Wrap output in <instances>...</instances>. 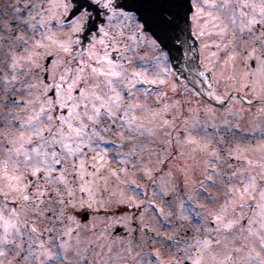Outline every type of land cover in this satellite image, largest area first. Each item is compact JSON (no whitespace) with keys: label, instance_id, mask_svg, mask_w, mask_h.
<instances>
[{"label":"rangeland","instance_id":"obj_1","mask_svg":"<svg viewBox=\"0 0 264 264\" xmlns=\"http://www.w3.org/2000/svg\"><path fill=\"white\" fill-rule=\"evenodd\" d=\"M139 1L142 4L144 19L143 31L137 40L134 39L133 33L121 31L119 27L115 28V32L118 35L122 33L120 40L126 39L127 44L109 47L112 35L109 34L106 37L104 32L98 30L99 38L96 34L91 36L90 44L84 43L81 37L77 40L76 43H79L80 49H87L86 52L77 55V58L73 57L80 62L79 81L85 76L91 83L85 88H81L80 83H75L69 95L76 98L75 103L79 107L89 104L93 108L92 105L95 104L99 113L109 112L107 107H101L105 101L109 102L111 112L118 108L128 109L130 112H141L142 117L144 116L143 129L144 126L155 124L152 121V113L156 112L154 107L156 103H159L160 115H165L167 119L165 124H169L170 119L175 128L185 131L187 139L179 144L190 143L194 146L193 149L188 148V151L184 152L180 161L186 162L187 167L191 165V171L201 172L206 168L208 170L207 187L212 182L221 183L218 187L210 186V192L207 193L209 196L207 205L199 202L203 197L199 195L200 190H191L190 186H186L184 192H181V189L177 190L174 194L178 201L176 209L182 213V199L186 197L196 201L197 205L203 209L219 208L226 219L228 213L234 214L227 221V224L231 223L232 227H225L226 231L219 240L208 239L207 245L204 240L194 239L191 235L186 243L181 242L175 246L177 249L173 257L163 258L155 264H163V261L166 264H186L187 262L188 264H264V243L260 239L264 235L259 232L261 230L264 232V229L261 228L262 218L257 216L264 217V197L261 195L264 192V71L257 76L256 80L252 79L249 74V57L240 54L237 48H231V51L226 52L229 39L222 40L219 37L221 32L225 31L228 35L231 34L230 39H234L237 33L242 32L241 29L236 31L233 29L239 26L236 25L238 20H233L235 15L236 18L239 16L235 3H229L230 0H209L210 4L216 5L213 8L206 5L203 0H193L191 22L197 43L192 42L188 49L182 44L173 42L176 31L165 35L144 22L161 10V0ZM166 1L162 4L163 6ZM225 4L228 7H224ZM247 9V6L245 10L242 9V12H246L247 15L238 10L240 15L245 17L244 22L248 19ZM131 13L133 14V11ZM220 17L223 18L221 22ZM113 20H109L105 32H108ZM152 32L158 36L159 41ZM67 34L69 30L64 28V40L68 39ZM153 40H157V44H153ZM69 46L71 47V44ZM105 51L114 62L111 66L106 61L101 63ZM63 58L65 61L68 59L65 53ZM154 60H158L156 63L158 68L155 70L153 69ZM73 64H76V60L65 62L69 68ZM93 68H102L105 72H116L119 75L108 77L107 79L112 82L108 85L102 76L97 75L94 79L90 77ZM203 70L207 77L209 93L212 91L216 94L215 99L214 95L208 94L216 102L215 105L210 104L208 108L201 99ZM96 83L100 84L99 88H95ZM111 87H115V93L110 90ZM77 89L81 92L79 97L75 95ZM123 91H128L131 99H125ZM93 92L97 95H93ZM116 93L120 97L118 101ZM98 96H103L104 100L101 101L97 98ZM220 99H223V103H218ZM252 101L259 103L252 105ZM67 105H64V110ZM211 128L218 129L219 133L211 132ZM216 139L222 146L214 145ZM221 150L223 152H219L221 155L219 158L218 151ZM216 163L220 165V169L216 170ZM218 176L223 180L221 181ZM251 177H255V184L250 183ZM164 180L165 186L161 189L163 193L169 194L170 182L167 178ZM94 186L96 192L103 188L100 184H94ZM241 191L245 193L242 198ZM244 202L247 205L243 209ZM235 209H243L244 211L240 213L246 212V215L240 216L239 211L236 214ZM186 219L191 220L192 217L186 216ZM196 225L198 226V223ZM179 230L180 235L195 231L191 226H182ZM143 236V240L147 241L146 236ZM251 239L253 242H250ZM112 247L107 251L109 252ZM98 251L100 256L103 250ZM181 252H183L182 255H180ZM238 252L239 254H236ZM0 253H3L0 255V264H6L2 260L7 257L8 251L3 249L2 243H0Z\"/></svg>","mask_w":264,"mask_h":264},{"label":"flooded vegetation","instance_id":"obj_2","mask_svg":"<svg viewBox=\"0 0 264 264\" xmlns=\"http://www.w3.org/2000/svg\"><path fill=\"white\" fill-rule=\"evenodd\" d=\"M71 11H73V16L79 15V13H74L73 9ZM61 14L60 20L62 21V11ZM57 18L59 17L53 19L57 20ZM29 36V27L25 23L17 24L14 20L10 21L9 19L0 23V181L8 178L14 181L18 176L20 182H24L27 186L23 191L19 185L17 192L0 193V200L4 202L2 212H7V217L11 221L17 222L16 229L12 233L4 235V240L0 243L8 251L9 259L14 260L16 257H20L19 264L22 259H26L33 234L38 239L36 243L42 244L45 242L43 239L46 238L47 229L46 220L40 216L39 219L44 224H40L33 231L31 209L27 208L32 200H36L42 205L40 213H47V208L44 206H46L48 196V178L47 173L43 170L44 164L41 162L45 158L43 154L48 150V145L45 143V140L48 142L46 105L41 103L36 109L29 106L24 116L25 128L17 130L15 127V94L27 88L30 89L33 85L25 61V58L29 56ZM44 78V88H46L47 76ZM41 108L44 109L43 113H41ZM34 117H38V119H34ZM37 129L42 130L40 136L35 135ZM17 140L19 145H16ZM29 141L31 142L29 143ZM36 149L40 150L39 158H37ZM28 156H32L31 161L27 159ZM37 164L41 171L33 174V168ZM5 166H7V170H5ZM64 195L67 194L64 193ZM24 196H27L28 199H23ZM63 198H65L63 194L57 197V199ZM16 201H21L20 204L24 209L17 211ZM99 216L105 217L106 221L115 223V228L121 227L119 221L122 220L117 219L113 212L106 210L103 215ZM99 227L106 229L108 226L102 224ZM8 240L13 242L7 243Z\"/></svg>","mask_w":264,"mask_h":264},{"label":"snow or ice","instance_id":"obj_3","mask_svg":"<svg viewBox=\"0 0 264 264\" xmlns=\"http://www.w3.org/2000/svg\"><path fill=\"white\" fill-rule=\"evenodd\" d=\"M203 2L210 6L215 8L216 5L215 4H210L209 0H203ZM58 7L63 8L64 11H68L69 9H73L74 13H79L78 17H77V25L75 28L76 32H83L86 30H89L90 27H97L98 31L104 32V35L106 37L109 36L108 32L104 31L103 27H100L99 25H92L91 21H92V17L93 15H101L103 12L106 13H110L112 14L110 18L114 19L116 17H123L126 19H136V17L128 10L130 5L128 3H124V4H120L117 2V0H74V2L69 3L67 2V0H65L64 3L58 5ZM224 7H228L227 4L224 5ZM244 15H247V13H243ZM209 15H211V13H209ZM33 19H35L33 17ZM185 21L186 22V14L182 13L180 10V5L178 3H170L168 4L166 7L165 6H161V10L158 13L153 14V16L150 18V20H145L146 24H150L151 26H154L155 29H158L162 34H167L169 32L172 31H178L180 30V26H181V22ZM42 23H46V22H42ZM256 23H264V7L261 8V20L257 21L255 18H253L251 20V24H256ZM137 31H143V26L140 24H137ZM122 35V33L120 34ZM120 35H112L110 37V41L112 42H116L118 43L120 40ZM49 39H51V36H49ZM37 44H39L40 42L37 41ZM101 43H104V41H101ZM153 44H157V40H153L152 41ZM109 47H112V44H109ZM65 51H67V49H65ZM93 55H95V53H93ZM104 61L107 62L108 65H113V61L111 59V57L107 54V51H105L104 56H103V60L101 61V63H103ZM83 63V61L81 62ZM81 71H83V69H81ZM97 75L102 76L105 78V82L108 85H111V80L107 79L110 76H118L119 73L116 72H105L102 68H93L92 72L90 73V77L91 78H95ZM63 79V77L61 78ZM95 88H99L100 84L96 83ZM69 91L72 89V85L70 84L68 86ZM113 93L116 92L115 87H111L110 89ZM93 95H97V93L93 92ZM83 95V93H82ZM98 99H100L101 101L104 100L103 96H98ZM85 99H87V97L85 96ZM120 99L119 94L116 93V100L118 101ZM49 104H53V102L49 101ZM87 104L84 105L85 108V115H87ZM93 109L95 110L96 115H99V110L96 109V105L93 104L92 105ZM101 107H107L109 109V113H111V107L109 105L108 101H105ZM44 112V109L41 108V113ZM34 119H38V117H34ZM47 119L49 121H51L53 119L52 116H48ZM62 123L63 121V117L60 118ZM89 120H92L93 117L92 116H88ZM68 127L71 128L72 125L68 124ZM41 129H37L35 132V135L40 136L41 135ZM47 131L51 132V129H47ZM80 131V130H77ZM54 142H58L61 143L62 146L67 148V151L69 153L74 154V150L67 146V145H63V141H55V137H53ZM31 141H29L30 143ZM45 143H47V141L45 140ZM79 151H83L82 149H77ZM36 155L37 158L40 157L41 153L39 149H36ZM44 160L41 161L44 164V171L51 176L53 172H55V165L60 164L62 161L60 158H58L56 153L52 154V158H51V163H49L48 161V154L45 152L44 154ZM27 159L29 161L32 160V156H28ZM81 168H83V164H81ZM41 171V168L39 167V164H37L34 168H33V174H37ZM18 179V178H17ZM64 176L61 175L60 180H63ZM59 182V181H58ZM250 183L251 184H255V177H251L250 178ZM233 191H235V189H233ZM244 192L241 191L240 192V196L241 198L244 196ZM262 197H264V192L261 193ZM23 199L27 200L28 197L24 196ZM39 199V198H38ZM221 219L220 216L216 217L217 222H219ZM238 222V221H237ZM226 227H232V224L229 223L226 225ZM261 228L264 229V219L261 220ZM33 231H35V229H33ZM249 231H251V229H249ZM261 242L264 243V236L260 237ZM7 243H12L13 241H6ZM205 244L207 245V242H205ZM0 255H3V253H0Z\"/></svg>","mask_w":264,"mask_h":264}]
</instances>
